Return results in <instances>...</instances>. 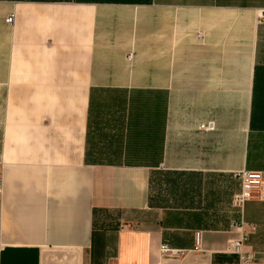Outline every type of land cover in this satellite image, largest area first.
Here are the masks:
<instances>
[{
	"label": "crops",
	"instance_id": "crops-1",
	"mask_svg": "<svg viewBox=\"0 0 264 264\" xmlns=\"http://www.w3.org/2000/svg\"><path fill=\"white\" fill-rule=\"evenodd\" d=\"M243 173L264 0H0V264H264Z\"/></svg>",
	"mask_w": 264,
	"mask_h": 264
},
{
	"label": "built area",
	"instance_id": "built-area-1",
	"mask_svg": "<svg viewBox=\"0 0 264 264\" xmlns=\"http://www.w3.org/2000/svg\"><path fill=\"white\" fill-rule=\"evenodd\" d=\"M12 21H13V17L7 18V23L11 24ZM247 177H249V178L252 177L253 179H255L253 182L256 185L255 187L258 190L259 197L264 192V183L259 176L243 173L241 176H239V178H241L243 180L241 192H240V194H236L233 196V204H234V206H237L239 208H242L244 202L246 200H248V198H249V192H250L251 187L249 184H246V182H245ZM0 192H1V176H0ZM231 226L233 228H238V227L242 226V221L237 222V223L235 222ZM246 240H247L246 236L242 235L239 237V239L231 241L229 243V248L231 251H233L234 253H236L238 255L240 264H253V262H254L253 254L250 252H247L244 249V243L246 242ZM161 251L164 253L170 252L167 249V247L164 245L162 246Z\"/></svg>",
	"mask_w": 264,
	"mask_h": 264
},
{
	"label": "rangeland",
	"instance_id": "rangeland-1",
	"mask_svg": "<svg viewBox=\"0 0 264 264\" xmlns=\"http://www.w3.org/2000/svg\"><path fill=\"white\" fill-rule=\"evenodd\" d=\"M237 180H238V182H239V192L237 193V194H240V192H241V188H242V185H243V180L241 179V178H239V177H237L236 178ZM255 179H253L252 177H247V179L245 180V182H246V184H249L250 185V187H251V189H250V192H249V198H248V200H250V199H252L253 197L254 198H258L259 197V193H258V190L256 189V185H255V183L253 182ZM234 196V195H233ZM233 196L231 197V204H230V207L232 208L231 210H233V211H235L236 213H238V217H239V219H241L242 218V209H243V207H244V204L248 201V200H246L245 202H244V204H243V206H242V208H239V207H237V206H234V204H233ZM226 209H228V206H227V208ZM225 210V209H224ZM227 215H229L230 216V214L229 213H226ZM221 222V225H225V223H227V222H229L228 220H224V221H220ZM235 222V221H234ZM232 224V223H231Z\"/></svg>",
	"mask_w": 264,
	"mask_h": 264
}]
</instances>
